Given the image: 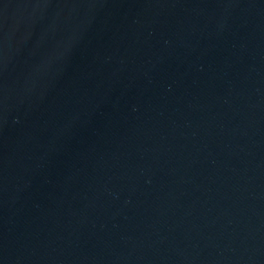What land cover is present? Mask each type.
Wrapping results in <instances>:
<instances>
[{
  "label": "water",
  "instance_id": "obj_1",
  "mask_svg": "<svg viewBox=\"0 0 264 264\" xmlns=\"http://www.w3.org/2000/svg\"><path fill=\"white\" fill-rule=\"evenodd\" d=\"M0 264H264V0H0Z\"/></svg>",
  "mask_w": 264,
  "mask_h": 264
}]
</instances>
